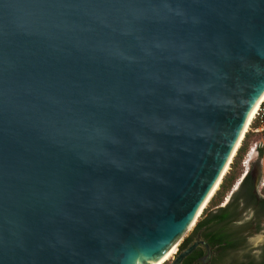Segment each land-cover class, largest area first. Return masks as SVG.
Segmentation results:
<instances>
[{
	"label": "water",
	"instance_id": "water-1",
	"mask_svg": "<svg viewBox=\"0 0 264 264\" xmlns=\"http://www.w3.org/2000/svg\"><path fill=\"white\" fill-rule=\"evenodd\" d=\"M263 93L264 0H0V264H156Z\"/></svg>",
	"mask_w": 264,
	"mask_h": 264
},
{
	"label": "flooded vegetation",
	"instance_id": "flooded-vegetation-1",
	"mask_svg": "<svg viewBox=\"0 0 264 264\" xmlns=\"http://www.w3.org/2000/svg\"><path fill=\"white\" fill-rule=\"evenodd\" d=\"M254 168L255 166L248 176L257 202L262 203L264 195L256 187L261 173L256 176ZM238 190L239 188L224 204L221 203L205 213L201 219L202 224L185 238L188 239L187 242L184 239L175 246V253L168 264H172L177 255L193 245L196 248L181 264H264V250L256 257L252 255L248 243L249 237L264 231V212L257 206H245L242 199L233 202L232 197ZM224 209L226 212H220ZM219 235L225 236V240H218Z\"/></svg>",
	"mask_w": 264,
	"mask_h": 264
},
{
	"label": "trees",
	"instance_id": "trees-1",
	"mask_svg": "<svg viewBox=\"0 0 264 264\" xmlns=\"http://www.w3.org/2000/svg\"><path fill=\"white\" fill-rule=\"evenodd\" d=\"M257 125L254 122L252 124V128H255ZM262 139L264 142V130L261 134H252L250 132H246L240 147L238 148L232 163L229 166V170L225 174V176L222 179V182L220 183L217 191L214 193L212 198L207 204V207L203 210L202 215H205L206 212H208L210 209L219 206L223 200L225 199L226 195L231 191L232 187L234 186L235 182L239 179L242 168H241V162L245 154L247 153L249 147L255 143L256 141ZM262 194L264 195V186L261 189ZM242 199L245 206H257L258 209H262L264 212V202L258 203L256 200V196L253 193V187L252 183L250 181V176H247L243 182L241 183L239 190L233 195L232 201H236ZM220 212H226V209L221 210ZM221 220H224V218H221ZM202 222L199 221L195 224V228L201 225ZM194 228V229H195ZM218 240H225V236H217ZM188 239H185V243ZM167 264V263H164Z\"/></svg>",
	"mask_w": 264,
	"mask_h": 264
},
{
	"label": "built area",
	"instance_id": "built-area-1",
	"mask_svg": "<svg viewBox=\"0 0 264 264\" xmlns=\"http://www.w3.org/2000/svg\"><path fill=\"white\" fill-rule=\"evenodd\" d=\"M256 123V127L252 128V124ZM264 130V100L260 103L259 108L248 128L247 132L252 134H261ZM253 166H258L261 173V178L259 179V185L257 190L262 189L264 186V142L262 139L253 143L241 162L242 173L239 179L235 182L232 187L230 195L235 192L243 180L249 175Z\"/></svg>",
	"mask_w": 264,
	"mask_h": 264
},
{
	"label": "bare ground",
	"instance_id": "bare-ground-1",
	"mask_svg": "<svg viewBox=\"0 0 264 264\" xmlns=\"http://www.w3.org/2000/svg\"><path fill=\"white\" fill-rule=\"evenodd\" d=\"M264 100V93L261 95V97L259 98V100L255 103V105L253 106L252 110L250 111L249 113V116L246 120V123H245V126H244V129H243V132H242V135H241V138H240V141H239V144L237 145V149L235 151V153L233 154V157L232 159L234 158L238 148L240 147V144L246 134V132L248 131V128L259 108V105L260 103ZM232 159L230 160V163L232 162ZM230 163L228 165V167L225 168V173L224 175L227 173V171L229 170V166H230ZM220 185V181L214 186V188L211 190L208 198L205 200V203L203 205V207L201 208L200 212L204 210V208H206L208 202L210 201V199L212 198V196L214 195V193L217 191L218 187ZM199 212V216L202 214V212L200 213ZM199 218V217H198ZM192 227V226H191ZM175 244H173V246L167 251V253L156 263V264H164L165 262H167L175 253Z\"/></svg>",
	"mask_w": 264,
	"mask_h": 264
},
{
	"label": "clouds",
	"instance_id": "clouds-1",
	"mask_svg": "<svg viewBox=\"0 0 264 264\" xmlns=\"http://www.w3.org/2000/svg\"><path fill=\"white\" fill-rule=\"evenodd\" d=\"M248 243L252 255L259 257L261 251L264 250V231L249 237Z\"/></svg>",
	"mask_w": 264,
	"mask_h": 264
},
{
	"label": "rangeland",
	"instance_id": "rangeland-1",
	"mask_svg": "<svg viewBox=\"0 0 264 264\" xmlns=\"http://www.w3.org/2000/svg\"><path fill=\"white\" fill-rule=\"evenodd\" d=\"M231 191H232V189H231ZM231 191L226 195V197H225V199L223 200V204L226 202V201H228L229 200V197L231 196L230 195V193H231ZM207 207V206H206ZM205 209V208H204ZM203 216L204 215H200L199 216V218L197 219V221H196V223L197 222H199V221H201V219L203 218ZM195 223V224H196ZM195 224L191 227V228H189V230H187L178 240H177V242L175 243V245L177 246V244H180L187 236H189L190 234H191V232L194 230V228H195ZM171 259V258H170ZM170 259L167 261V262H165V263H167L168 264V262L170 261Z\"/></svg>",
	"mask_w": 264,
	"mask_h": 264
}]
</instances>
